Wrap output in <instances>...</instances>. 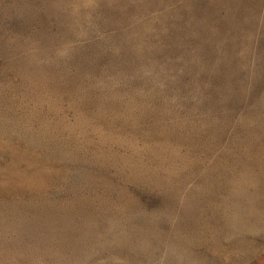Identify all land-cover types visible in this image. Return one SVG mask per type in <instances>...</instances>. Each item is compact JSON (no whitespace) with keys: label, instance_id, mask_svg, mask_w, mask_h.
<instances>
[{"label":"rangeland","instance_id":"374dc122","mask_svg":"<svg viewBox=\"0 0 264 264\" xmlns=\"http://www.w3.org/2000/svg\"><path fill=\"white\" fill-rule=\"evenodd\" d=\"M0 264H264V0H0Z\"/></svg>","mask_w":264,"mask_h":264},{"label":"bare ground","instance_id":"6f19581e","mask_svg":"<svg viewBox=\"0 0 264 264\" xmlns=\"http://www.w3.org/2000/svg\"><path fill=\"white\" fill-rule=\"evenodd\" d=\"M146 241V240H145ZM181 250V249H180ZM167 258V257H166Z\"/></svg>","mask_w":264,"mask_h":264}]
</instances>
